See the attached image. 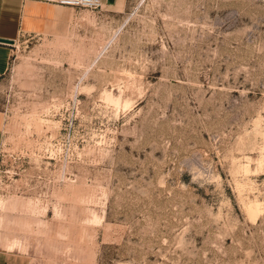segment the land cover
<instances>
[{
    "label": "rangeland",
    "instance_id": "rangeland-1",
    "mask_svg": "<svg viewBox=\"0 0 264 264\" xmlns=\"http://www.w3.org/2000/svg\"><path fill=\"white\" fill-rule=\"evenodd\" d=\"M109 3L16 39L0 245L34 264H264V0Z\"/></svg>",
    "mask_w": 264,
    "mask_h": 264
},
{
    "label": "crops",
    "instance_id": "crops-1",
    "mask_svg": "<svg viewBox=\"0 0 264 264\" xmlns=\"http://www.w3.org/2000/svg\"><path fill=\"white\" fill-rule=\"evenodd\" d=\"M115 3L116 0H108ZM76 8V7H73ZM67 7L34 0H0V38H10L12 43L0 41V75L5 71L13 46L24 32L51 33L61 25V14ZM2 117L0 113V143ZM21 249V248H20ZM23 249V248H22ZM0 264H34L29 253L0 245Z\"/></svg>",
    "mask_w": 264,
    "mask_h": 264
},
{
    "label": "built area",
    "instance_id": "built-area-1",
    "mask_svg": "<svg viewBox=\"0 0 264 264\" xmlns=\"http://www.w3.org/2000/svg\"><path fill=\"white\" fill-rule=\"evenodd\" d=\"M55 5L100 9L106 0H34Z\"/></svg>",
    "mask_w": 264,
    "mask_h": 264
},
{
    "label": "water",
    "instance_id": "water-1",
    "mask_svg": "<svg viewBox=\"0 0 264 264\" xmlns=\"http://www.w3.org/2000/svg\"><path fill=\"white\" fill-rule=\"evenodd\" d=\"M0 41L12 43L14 40L10 38H0Z\"/></svg>",
    "mask_w": 264,
    "mask_h": 264
}]
</instances>
